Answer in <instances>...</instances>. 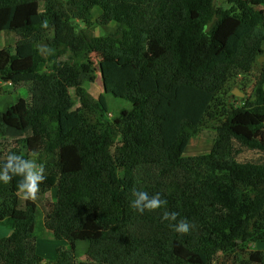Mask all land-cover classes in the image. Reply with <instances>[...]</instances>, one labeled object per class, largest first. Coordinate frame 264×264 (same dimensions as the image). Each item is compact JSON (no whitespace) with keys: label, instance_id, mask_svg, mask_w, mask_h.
I'll return each mask as SVG.
<instances>
[{"label":"trees","instance_id":"1","mask_svg":"<svg viewBox=\"0 0 264 264\" xmlns=\"http://www.w3.org/2000/svg\"><path fill=\"white\" fill-rule=\"evenodd\" d=\"M263 7L264 0H0V34L17 36L13 48H0V93L11 82L29 94L10 114L0 110V155L39 154L47 177L39 194L56 196L38 228L67 244L44 263L38 213L22 206L18 178L0 182V225L10 229L0 264H217L264 244V71L253 102L238 108L219 96L264 53ZM96 26L109 32L96 36ZM44 49L55 53L46 59ZM94 54L105 90L97 102L85 87L95 81ZM106 95L130 106L111 120ZM77 104L83 115L73 125ZM211 121H220L212 151L185 157ZM133 190L160 193L167 205L141 214L130 207ZM165 211L194 227L177 233L176 221L161 219ZM79 242L88 244L83 261ZM247 264H264V254L251 253Z\"/></svg>","mask_w":264,"mask_h":264},{"label":"rangeland","instance_id":"2","mask_svg":"<svg viewBox=\"0 0 264 264\" xmlns=\"http://www.w3.org/2000/svg\"><path fill=\"white\" fill-rule=\"evenodd\" d=\"M264 9V7L262 8ZM108 31V28H102L96 26L92 29V33L96 36L103 35ZM107 34V33H106ZM13 36L3 35L0 38L1 49H8L14 47ZM50 49H46L49 51ZM91 61L93 62L94 67V76L95 81L93 84H85L86 89L88 90L89 97L93 102H97L100 95L105 93L102 74H101V58L97 55L91 56ZM46 65H42L41 69H45ZM264 71V53L260 55L256 67L252 73L249 74H239L234 75L232 78L228 79L226 85H224L221 94L219 95L225 101L231 102V104L237 106L238 108L245 105L246 101L253 102L255 100L256 90L258 88V81L260 79L261 73ZM71 94L75 95L74 90H71ZM232 96H237L238 99H233ZM18 98H23L29 100V94L26 89L23 88H14L9 85L2 86V92L0 93V110L7 114L9 113L10 107L15 103ZM106 100L109 106V112L107 117L109 119H114L119 112L130 105L120 99H115L112 95H106ZM82 108L77 104L72 111L73 125L77 124L81 118ZM219 113L218 111H216ZM220 114V113H219ZM90 121H96V118L90 116ZM220 121H211L205 127L202 128L200 133L194 137L190 144L188 145L185 157H195L209 154L214 146L216 129ZM248 158H258L259 156L256 153L246 154ZM56 191H52L47 195L38 194V198L35 202L25 201L21 198V204L24 208H31L35 210L39 216L40 221H37L36 235H39L37 240L39 253L42 257L46 258L48 261L55 260L57 248L61 246H67L65 242L56 241L47 229L42 231L38 228L39 222L44 224L45 214L53 210V203L55 200ZM10 235V229L5 225H0V239L7 238ZM88 244L79 242L77 244V258L78 260H83L86 255V249ZM260 251L264 254V244H251L247 246L240 247L237 252L221 255L217 264H247L251 253Z\"/></svg>","mask_w":264,"mask_h":264},{"label":"clouds","instance_id":"3","mask_svg":"<svg viewBox=\"0 0 264 264\" xmlns=\"http://www.w3.org/2000/svg\"><path fill=\"white\" fill-rule=\"evenodd\" d=\"M42 26L47 28V21H43ZM46 52V49H44L43 54L45 58L47 57ZM46 68L47 65L45 70ZM45 70H43V72ZM3 85L13 87L11 82H5L2 86ZM14 178H18L16 180V191L18 196L25 201L35 202L40 192V185L47 179L45 176V164L39 162V154L33 152L30 158H25L23 154H17L15 152H11L7 155H0V182L8 184L13 181ZM132 196L134 198L130 203V207L141 214H143L146 210L149 212L156 211L167 205V200L162 199L160 193L149 195L146 191L133 190ZM177 215L178 214L176 212L165 211L161 219L165 221H176V223L172 226L177 233H189L194 226L186 219L177 221Z\"/></svg>","mask_w":264,"mask_h":264},{"label":"crops","instance_id":"4","mask_svg":"<svg viewBox=\"0 0 264 264\" xmlns=\"http://www.w3.org/2000/svg\"><path fill=\"white\" fill-rule=\"evenodd\" d=\"M8 34H10V36H13V39H14V43H15V41H16V35L14 34V33H10V32H4V33H2V34H0V38H1V36H3V35H8ZM14 45V44H13ZM0 48H1V46H0ZM47 53V57L46 58H49L51 55H54V51L52 50V49H50L49 51H47L46 52ZM43 70H45V69H40V71L41 72H43ZM37 248H38V243H37ZM38 253H39V248H38ZM40 254V253H39ZM85 259V258H84ZM83 259V260H84ZM82 260V261H83ZM48 260L46 259V258H44V263L45 262H47Z\"/></svg>","mask_w":264,"mask_h":264}]
</instances>
